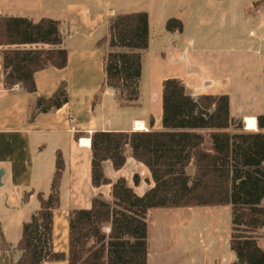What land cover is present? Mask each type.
<instances>
[{"label":"trees","instance_id":"16d2710c","mask_svg":"<svg viewBox=\"0 0 264 264\" xmlns=\"http://www.w3.org/2000/svg\"><path fill=\"white\" fill-rule=\"evenodd\" d=\"M183 29L180 20L167 21L168 32ZM149 42L147 13L121 14L112 20L101 93L112 88L122 106H135L140 98L143 53ZM0 53L7 90L19 86L35 93L36 73L68 66L60 23L52 19L34 22L26 17L0 16ZM67 88L64 82L50 98H39L31 120L67 105ZM162 124L163 131L92 134V185H111L112 199L107 201L100 195L90 209L69 211L68 264H148L150 210L226 205L232 207L230 248L237 257L234 264H264V247L259 244L264 237V116L258 117L259 132L243 131L231 117L228 95L195 98L180 79L168 78L163 82ZM128 150L150 171L154 182L143 196L125 178L112 182L104 172L106 161L116 171L121 170ZM64 169L58 152L50 194L38 195L40 209L24 224L17 247L22 257L14 264H44L64 258L53 246L54 212L61 205ZM133 182L138 186L140 177L135 175ZM29 197L26 194L25 199ZM0 250H11L1 223Z\"/></svg>","mask_w":264,"mask_h":264},{"label":"crops","instance_id":"0c3cea01","mask_svg":"<svg viewBox=\"0 0 264 264\" xmlns=\"http://www.w3.org/2000/svg\"><path fill=\"white\" fill-rule=\"evenodd\" d=\"M136 12L148 14L150 42L143 53L140 98L135 106L124 107L114 89L105 88L101 93L105 81L104 60L109 49L107 40L112 20L118 15ZM0 16L26 17L34 22L42 19L58 21L64 47L69 53L66 68H48L35 74V93H28L19 86L12 90L5 88L0 53V170L4 171L0 188V223L11 246L8 252L0 250V264H14L22 257L17 247L23 236L24 224L40 209L38 195L42 193L48 197L50 194L58 152L63 156L65 169L60 186L61 205L54 212L53 246L54 251L63 254L64 258L44 264H68L69 211L90 209L93 199L100 195L107 201L112 199L111 185L100 188L92 185V134L96 131H163L164 80L180 79L188 94L195 98L228 95L231 117L242 122L245 128L246 120L253 118L257 128L246 130L260 131L258 117L264 116V82L256 86L249 80L236 87V79L230 81L228 76L217 73L213 63L223 62L226 58L236 63V40L233 51L226 45H201V40L188 32L189 27H195L196 32H206V20L200 10H179L178 14L161 17L160 10L143 7L137 1L121 5L120 0H0ZM172 18L183 23V32L166 30L167 21ZM254 19L257 21L258 18ZM159 20L161 29L156 33L154 25ZM251 34L258 42L253 56L264 60L261 55L264 45L260 47L264 35L254 31ZM104 40L106 42L102 43ZM151 50L156 52L154 60L157 66L166 65L174 70L171 68L166 73L159 71L155 78L157 88L149 90L145 98L146 60ZM64 82L68 86L69 103L60 110L37 114L31 120L38 99L50 98ZM100 94L102 97L97 101ZM136 123H143L144 129H136ZM126 155V165L119 171L113 168L110 161L104 162L105 175L112 182L125 178L135 192L143 196L154 186L151 173L132 157L131 150ZM143 170L146 177L141 179L139 172ZM189 171L194 172L193 166ZM135 175L140 177L138 186L134 182L132 184ZM26 194L30 195L28 200L25 199ZM174 214H179V218L187 222L196 221L198 227L194 230L195 234L205 236H219L223 219L232 223L230 205L158 208L148 212V234L158 216L170 219ZM207 239H204L206 241L201 244V249L191 247L181 252L179 261L169 264H234L237 261L230 244L229 249L221 250L220 242ZM259 244L264 247V237ZM170 248L165 246L164 252ZM151 263L149 249L148 264Z\"/></svg>","mask_w":264,"mask_h":264},{"label":"rangeland","instance_id":"374dc122","mask_svg":"<svg viewBox=\"0 0 264 264\" xmlns=\"http://www.w3.org/2000/svg\"><path fill=\"white\" fill-rule=\"evenodd\" d=\"M128 1H132V3L137 1L143 7L160 10L161 17L178 14L179 10L184 12L189 9L200 10L206 20V32H196L195 27H189V35L198 37L201 40V45H210L211 47H223L226 45L230 49L233 48L231 51L235 48L233 44L234 40H236V54L234 55L236 63L231 60L227 61V58L223 62L217 61L213 63L217 73L219 72L224 77L228 76L230 81L236 79V87L249 80L256 86L264 82V60L253 56L258 42L254 34H251L254 31L264 35V2L261 0H120V3L123 5ZM258 1V6L254 7ZM256 17L258 18L257 21L254 19ZM154 28L156 33H158L161 29L160 20L156 21ZM224 40L226 41L224 42ZM262 45H264V42H261L260 47ZM155 54L156 52L151 50L146 60L143 89L145 98L149 90L157 88L155 78L159 75V71L160 73H166L171 68L174 70L173 67L166 65L157 66L154 60ZM261 55L264 58V49ZM101 97L102 94L97 97V101ZM236 122L241 125V130L250 132L246 130L242 122L238 120ZM139 173L141 179L146 177L145 170ZM143 184L145 185V183ZM63 195L65 199L66 189H64ZM158 217L149 229V249L152 254L151 264H169V262L179 261L181 252L187 251L191 247L195 248V246L201 249V244L207 238L211 242H220L221 250L229 249L231 229L229 219L221 221V234L219 236H205L201 233L195 234L194 230L198 227V224L194 220L192 222L181 220L179 214H174V217L170 219L164 218L163 215ZM165 246L171 248L164 252L166 250L164 249Z\"/></svg>","mask_w":264,"mask_h":264},{"label":"bare ground","instance_id":"6f19581e","mask_svg":"<svg viewBox=\"0 0 264 264\" xmlns=\"http://www.w3.org/2000/svg\"><path fill=\"white\" fill-rule=\"evenodd\" d=\"M245 123H246V129H248V130L257 128L256 127V120L253 118H248ZM135 128L138 130H142V129H144V124L143 123H138V124L136 123Z\"/></svg>","mask_w":264,"mask_h":264},{"label":"water","instance_id":"95a60500","mask_svg":"<svg viewBox=\"0 0 264 264\" xmlns=\"http://www.w3.org/2000/svg\"><path fill=\"white\" fill-rule=\"evenodd\" d=\"M4 175V171L0 170V188L2 187V182H1V178Z\"/></svg>","mask_w":264,"mask_h":264}]
</instances>
